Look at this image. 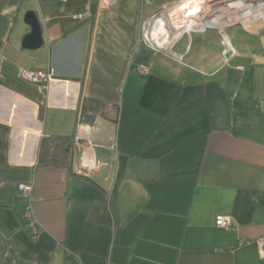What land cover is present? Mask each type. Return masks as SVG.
I'll list each match as a JSON object with an SVG mask.
<instances>
[{"label":"crops","instance_id":"obj_1","mask_svg":"<svg viewBox=\"0 0 264 264\" xmlns=\"http://www.w3.org/2000/svg\"><path fill=\"white\" fill-rule=\"evenodd\" d=\"M196 1L0 0V264H264V22L142 40ZM30 10L38 48L23 45ZM107 199L110 224L93 217Z\"/></svg>","mask_w":264,"mask_h":264},{"label":"built area","instance_id":"obj_2","mask_svg":"<svg viewBox=\"0 0 264 264\" xmlns=\"http://www.w3.org/2000/svg\"><path fill=\"white\" fill-rule=\"evenodd\" d=\"M158 15L159 13L153 15L151 18L146 20L143 25L142 40H144V42L152 49L168 50L179 38L183 36L185 31L194 29V27H189L185 23H181L178 26L175 25L173 28H170L169 22L166 21V18ZM161 26L166 28L165 32L161 30ZM164 37H167L168 41L162 47H160L158 45V41L166 42L164 41ZM139 72L148 73L149 69L145 66H142L139 67ZM21 75L23 78L40 83L41 85H44L45 83L53 79V75L51 72L40 69L23 70ZM18 191L20 198L26 200L28 199L24 217L30 236L36 239L40 236L41 229L37 224V218L32 208V200L30 198V195L33 191V184L27 182H21L18 184ZM215 224L219 228L228 229L231 228L234 223H233V219L230 217H227L225 215H217L215 219ZM255 242L259 247H263L264 236L257 239Z\"/></svg>","mask_w":264,"mask_h":264},{"label":"bare ground","instance_id":"obj_3","mask_svg":"<svg viewBox=\"0 0 264 264\" xmlns=\"http://www.w3.org/2000/svg\"><path fill=\"white\" fill-rule=\"evenodd\" d=\"M213 1L214 0H197L196 2H200L201 9L199 10V8H197L198 11H194V8L198 7L197 4H194L191 6L192 8L191 7L188 8L190 11L183 12L184 18H182V19H183L184 23L187 22L188 23L187 25L189 27H196V26L200 27L201 25L202 26H208L209 25L211 27H217V28L228 27L234 23V20L236 18L235 13L238 12L236 10V8L232 9V10H229V9H231L233 5H238L239 2H242L246 5V7L242 9L243 10L242 15H244L242 17V19L243 20L245 19L244 21H246V19L251 20V18L256 17L258 15L262 16V11H264V9H263L262 11L257 13V11L260 10V8L264 7L263 2L261 3V5L255 4L256 7H254L250 3L251 0H240L237 3H228V4H220L222 1L218 2V3L214 1V3H212L213 9L210 7L211 10L208 11L209 5H210L209 3L213 2ZM218 4H220V5H218ZM251 5L253 7L249 8V6H251ZM255 8H256V10H253ZM209 17H210V19H208ZM194 21H195V23H194ZM192 23H194V24H192ZM164 29H166V28L161 26V30L165 31ZM164 41H166V42L158 41V45L160 47H162L165 43H167L168 38L164 37Z\"/></svg>","mask_w":264,"mask_h":264},{"label":"water","instance_id":"obj_4","mask_svg":"<svg viewBox=\"0 0 264 264\" xmlns=\"http://www.w3.org/2000/svg\"><path fill=\"white\" fill-rule=\"evenodd\" d=\"M216 1H217V3L222 1L220 4H227V3H237L240 0H216ZM245 7L246 6H244V5H240V4L237 5L236 10L238 12L235 13L236 18H235L234 23L232 25H235V24L240 23V22L244 23V20L242 19V17L244 16V15H242V12H243L242 9ZM25 21L31 27V32L25 37L23 45L27 48H38V47H40L43 43V29H42V24H41V21L37 15V13L34 10L28 11L25 14ZM205 27L216 28V27H211L209 25L205 26ZM197 28H198V26L194 27V29H197ZM231 52L232 51L229 50L227 52V54L229 55Z\"/></svg>","mask_w":264,"mask_h":264},{"label":"trees","instance_id":"obj_5","mask_svg":"<svg viewBox=\"0 0 264 264\" xmlns=\"http://www.w3.org/2000/svg\"><path fill=\"white\" fill-rule=\"evenodd\" d=\"M101 106L97 103L96 106V113L94 115L97 114V112H99L98 110H100ZM59 140V144L56 143V141ZM65 142V138L62 136H50L47 139L43 140L41 146L48 148H51L50 150H55V153L58 151H63V153L65 154V149H63V142ZM55 145V146H54ZM62 146V147H61ZM93 217L104 224H110L111 223V211H110V206H109V200H103L97 203L95 210L93 212Z\"/></svg>","mask_w":264,"mask_h":264},{"label":"rangeland","instance_id":"obj_6","mask_svg":"<svg viewBox=\"0 0 264 264\" xmlns=\"http://www.w3.org/2000/svg\"><path fill=\"white\" fill-rule=\"evenodd\" d=\"M215 2H217L216 0H214ZM214 1L213 2H210L209 4V9H208V11H210L211 10V8L213 9V6H212V3H214ZM263 2V4H264V0H251V4L254 6V7H256L255 6V4H257V5H261V3ZM184 3L185 2H183V4L181 5L182 7L184 6ZM241 3V4H240ZM244 5V6H246L244 3H242V2H239L238 3V5ZM216 5V4H215ZM218 5H220V4H218ZM250 6L249 8H251V7H253V6ZM178 6V5H177ZM237 5H233L232 6V8L231 9H229V10H232V9H235V8H237L236 7ZM211 7V8H210ZM176 9V10H175ZM264 8H260V10L262 11ZM253 10H256V8L255 9H253ZM260 10H258L257 11V13H259L260 12ZM176 12H177V14H176ZM256 12V11H255ZM159 13V15L158 16H163L164 18H166V21H168L169 22V27L170 28H173L175 25L176 26H178L179 25V23H180V21H182L181 19L182 18H184V13H183V11H181V10H179L177 7H175V8H170V9H167V10H163V11H159L158 12ZM179 17V18H178ZM251 18V17H250ZM245 20V19H244ZM247 20V19H246ZM249 20V19H248ZM254 20H259V21H263L264 22V17H262V16H260V17H258V18H256V19H252L251 20V22L252 21H254ZM168 24V23H167ZM185 24H188L187 22L185 23ZM228 27H231V26H228ZM228 27H227V29H228ZM217 28V27H216ZM216 28H208V27H203L202 25L200 26V27H198L197 29L198 30H203V29H216ZM226 29V28H225ZM226 29V30H227ZM190 31H192V30H190Z\"/></svg>","mask_w":264,"mask_h":264}]
</instances>
